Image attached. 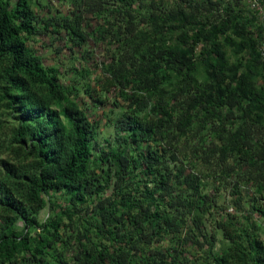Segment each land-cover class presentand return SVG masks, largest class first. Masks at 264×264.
<instances>
[{
    "label": "trees",
    "instance_id": "trees-1",
    "mask_svg": "<svg viewBox=\"0 0 264 264\" xmlns=\"http://www.w3.org/2000/svg\"><path fill=\"white\" fill-rule=\"evenodd\" d=\"M64 1L42 16L41 0H0V264H264L251 0ZM38 40L85 60L105 45L100 91L77 82L90 68L46 65ZM113 96L100 145L83 97Z\"/></svg>",
    "mask_w": 264,
    "mask_h": 264
},
{
    "label": "rangeland",
    "instance_id": "rangeland-1",
    "mask_svg": "<svg viewBox=\"0 0 264 264\" xmlns=\"http://www.w3.org/2000/svg\"><path fill=\"white\" fill-rule=\"evenodd\" d=\"M261 2V5L264 7V2ZM42 5H47L49 6L48 8H42V6L37 7L36 10L39 14H41L42 16L47 15L49 13L52 14H58V15H64L67 14V12L70 11L71 9V5H69L67 2H65L64 0L62 1H51V2H47L44 0H41ZM82 3V1H81ZM250 9L252 10V12H254L256 18L258 19V21H264V17L263 15L260 14V16L258 15V13L256 12L257 10L253 9L251 7V2H250ZM254 10V11H253ZM254 18H252L253 20ZM50 41V40H49ZM57 42V41H55ZM33 48H35L38 53L44 58L45 64L49 65V66H57L61 69V71L63 73H67V71H72L73 68L75 66L77 67H81V70L83 69V67L86 68H90L93 71V74L91 75V78H79L77 77V82H85L88 81L91 83V81L95 78V77H100L101 75H104L102 72L101 67L97 68V64H96V60L99 61V63L103 62V54L105 53V45H97L95 43H93L92 41H90V44L88 45L87 49H89L91 56H87V60H85L84 58V54H73L69 49H67L66 47L63 48L61 54H57L56 53V48L53 49H47L46 46H49L48 44H45L44 41H37V42H32L30 44ZM56 47L61 48L62 45L61 43L57 42ZM201 46L198 47V51H200ZM261 47H259L260 49ZM96 59V60H95ZM235 60V59H234ZM233 60V61H234ZM69 76H66V78H64L63 80L65 81V83L70 84L72 81H75L73 74H68ZM74 79V80H72ZM93 83V81H92ZM98 84L93 83V89H97L98 91H100V87L97 86ZM99 93V92H98ZM119 99V98H118ZM83 108L85 110H87L88 114H93V118H96L97 121H99L100 123V136H99V144H105L107 140H113V134H114V130L111 127L107 126V121L109 120V114H110V110L111 108L113 109L114 107V102H115V97L113 96L112 98L109 99V101H107L108 105L103 106L100 109H95L93 107L94 103L91 99L89 98H85L83 97ZM121 102V99H119ZM118 103H120L117 100ZM122 103V102H121ZM95 109V110H94ZM4 120H6L4 118ZM0 137L4 138V137H8V134H2L0 133ZM109 143V142H108ZM223 198L226 199V204L230 203L231 201V197H229L228 193H224L223 194ZM222 201V200H221ZM224 201V200H223ZM213 227H210V229H212Z\"/></svg>",
    "mask_w": 264,
    "mask_h": 264
},
{
    "label": "built area",
    "instance_id": "built-area-1",
    "mask_svg": "<svg viewBox=\"0 0 264 264\" xmlns=\"http://www.w3.org/2000/svg\"><path fill=\"white\" fill-rule=\"evenodd\" d=\"M251 6L253 9L259 11V13L264 17V7L261 5L260 0H251ZM261 50H262V56H264V43L262 45Z\"/></svg>",
    "mask_w": 264,
    "mask_h": 264
}]
</instances>
